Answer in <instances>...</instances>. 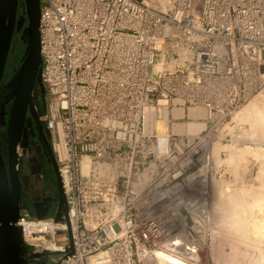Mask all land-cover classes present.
Wrapping results in <instances>:
<instances>
[{
    "label": "built area",
    "instance_id": "2783aa9c",
    "mask_svg": "<svg viewBox=\"0 0 264 264\" xmlns=\"http://www.w3.org/2000/svg\"><path fill=\"white\" fill-rule=\"evenodd\" d=\"M37 29L38 119L66 220L20 209L23 248L59 253L58 264H165L154 242L163 224L149 226L170 197L146 206L132 180L145 169L149 188L162 185L172 158L188 163L186 149H204L264 89V0H39ZM172 107L201 110L203 129L156 135ZM56 233H67L63 244Z\"/></svg>",
    "mask_w": 264,
    "mask_h": 264
},
{
    "label": "rangeland",
    "instance_id": "374dc122",
    "mask_svg": "<svg viewBox=\"0 0 264 264\" xmlns=\"http://www.w3.org/2000/svg\"><path fill=\"white\" fill-rule=\"evenodd\" d=\"M10 47L11 49L6 59V64L2 74L1 82H6L10 78V73L8 72L6 67L7 65L8 67H10L9 64H13V58H14L13 55L17 53V44L15 42L12 43L11 41ZM262 57H264V51L262 52ZM258 92H256L255 94H257ZM261 92H264V89H262ZM247 104L248 103H246L243 106L245 107ZM243 106L237 108L230 115V117L222 123V125H219V127L215 129L213 135H205L203 137L204 141H206L205 144L206 147L204 149L202 148L204 156L202 155L199 161H195V160L191 161L192 157L190 156L191 155L190 153H192V151L195 149H186L187 151L186 154H189V161H190V163L187 164V166L189 167V171L185 172L184 175L179 180L174 181L179 185L173 187V185L176 183L174 182L166 183L163 180L164 177H166V175H164V173L162 172L160 173L159 171L157 178L155 179L154 182H156L157 179H162L161 180L162 182L160 183L163 184L160 186H155L154 190L152 188L153 186L152 185L150 186L153 193L160 192L163 193L164 195L167 194L169 196H170L169 192L171 191V188L172 187L176 188L177 193L181 195L183 200L185 201H189V199L190 201L195 200L196 203L200 204V209L203 216L202 222L204 221L203 225L194 226V223L190 218L189 214L183 208L179 210V213H177V215L176 213H173L171 211H169L167 214L173 217L177 216L178 220H180L184 226L183 234L180 233L178 237L180 238L179 240H181L182 243L186 244V246H188L189 248L188 249L186 247V250L183 252V254L185 256L186 255L188 256L187 261H189L191 264H255L264 260V252H263L264 235L263 236L260 235L261 236L260 237L259 235L255 236L253 233L250 232H248L247 235L243 232L241 233L240 232L241 224L239 225L233 223L235 219L233 217H235V215H233L232 218L231 216H229L232 210L227 213V211L230 210L229 206H228L229 208L228 207L225 208L226 207L225 205H227L228 202L223 204L225 199L229 198L228 194L230 193V191L235 189L236 185L234 186L235 184L234 182L236 180L243 181L249 187L252 186L255 190L254 192H256V190L257 192L258 190L259 192L262 191L261 192L262 196L258 195V193L255 194L256 196L264 197V176H263L264 157L263 159L262 158L255 159L251 155H246L247 157L245 156V160L242 161L237 168L238 172L236 170L237 172L236 176L233 171L234 164H230L228 166V164L226 163H221L219 165L214 163L215 156H214L213 146L217 143L221 146L218 152L220 160L223 159L226 160L227 154H229V151H231L232 150L231 148H233L232 145L233 146L237 145L239 147L251 146L253 148L259 146L263 148V153H264V144L260 140V138L258 136H253L252 138H249V133H250L249 126L245 125V123L242 124L236 123L232 119L234 114L238 112L241 108H243ZM35 107L39 109V104L35 105ZM177 121L186 122L187 119L177 120ZM26 124L27 126H31V122L29 119H27ZM204 134L205 133L203 132L198 136L201 137ZM26 136H27L26 144L23 147L19 148L18 160H17V168L19 167L20 164L23 165L22 176H21L22 180L24 181L23 190H22L23 199L26 198V194L27 196L30 195L36 197L40 193L38 190V185H36L38 181L35 180V175L38 174L37 171L38 167L36 165V157L34 155V152L32 151V149H36L35 148L36 146L32 147L28 144V137L34 136L32 127L29 130H26ZM0 149H5L4 129L3 131L0 130ZM211 149L213 150V154ZM177 160L181 164L184 163L181 162L180 159ZM206 160L208 162H206ZM171 165L169 169H166V173H170L172 171ZM185 169L186 168H184V170ZM144 174H146V180L143 185L144 186L147 185L145 183L148 180V176H147L148 170L145 169L139 170L138 176L136 175L137 177L132 180L133 187H135V189H139V187L140 188L143 187V185L140 184L139 179L142 178ZM198 174H203V177H201V179L200 176L198 178L197 177L191 178L193 177V175H198ZM235 177L237 178L236 180ZM52 178H54L55 180L54 172ZM199 181L200 183H198ZM227 188L230 190H228ZM226 194L228 198H225L226 196L224 195ZM226 201H229V199ZM258 203H255V206L259 205ZM25 206L26 205L22 202V204H20V209H24L23 211H25L26 210ZM255 206L254 208L249 207V210L251 211V209H254L253 211H255ZM166 207L168 209V200L165 203V206L162 207V209ZM257 208H260V206H257ZM54 211H55V206L51 205L50 207H48L46 212H43L41 215L54 216ZM36 214L39 217L41 216L40 213L38 212H36ZM261 221L264 224V218H262ZM113 228L117 229L116 225H114ZM174 228H175V224H174ZM244 234L246 238L244 237ZM66 237H67V233H56L54 235V241L57 244H63L65 242ZM247 242H249V245L247 244ZM252 242L255 245L258 244V247L251 245ZM45 253L46 254L44 256L45 257L44 264H55L58 261V257L60 256L59 253H49V252H45Z\"/></svg>",
    "mask_w": 264,
    "mask_h": 264
},
{
    "label": "water",
    "instance_id": "95a60500",
    "mask_svg": "<svg viewBox=\"0 0 264 264\" xmlns=\"http://www.w3.org/2000/svg\"><path fill=\"white\" fill-rule=\"evenodd\" d=\"M18 3L22 5L19 15H17ZM38 16L39 0H0V92L2 89L7 90L4 97L0 93L2 99L0 126L4 127L6 149L5 161L0 153V264H26L16 222L20 217L18 150L26 144L27 114L32 120V128L36 131L42 149L52 163L57 191V209L54 218L62 214L66 220L65 203L53 154L32 102V94L35 90L39 92L41 99L44 95L39 77ZM24 19L26 23L22 26ZM14 31H19V38L24 44L21 62L8 81L1 84ZM5 104H8L6 111H4ZM36 217L39 216L36 214ZM69 254H71L70 243L64 250L65 256ZM40 255L41 253H33L31 257Z\"/></svg>",
    "mask_w": 264,
    "mask_h": 264
},
{
    "label": "bare ground",
    "instance_id": "6f19581e",
    "mask_svg": "<svg viewBox=\"0 0 264 264\" xmlns=\"http://www.w3.org/2000/svg\"><path fill=\"white\" fill-rule=\"evenodd\" d=\"M251 97L252 98H249L244 104H242L240 106V107H242L243 105L248 103L245 107L243 106V108H241L238 112H236L234 114V116L232 117V119L236 123H241V124L245 123V125L249 126V128H250L249 129V132H250L249 138H252L253 136H258L264 144V92L260 91L257 94H253ZM168 113L171 116L170 119L163 116L162 119L158 120L156 122V124H154L152 126L156 135L165 136L166 133H170V132L174 133V134H192V135H195L199 131H201L204 127L202 120H200V118L203 117V113L201 112V110H199L197 108H190L187 110V113H186L185 111H182L178 107H172ZM185 116L188 117L186 122L177 121L180 118H185ZM171 119L173 121H177V122H171ZM218 145L219 144L217 143L213 146L214 156H215V160H214L215 162L214 163H216L218 165L221 163H226V164H228V166L230 164H234L233 165V167H234L233 171H234L235 176H236V173L238 172L237 168H238L239 164L245 160L246 155H251L255 159L256 158L257 159H260V158L263 159V157H264L263 148H261L259 146L253 148L251 146L239 147L237 145L236 146L232 145L233 148L230 147L232 150L229 148L231 151H229V154H227L226 160L225 159L220 160L218 152H219L221 146L220 145L218 146ZM202 148L203 147H201L200 149H195L192 151V153H190L191 154L190 156L192 157V159L190 158L191 161L192 160L193 161L194 160L199 161L201 159V156L203 155V149ZM213 150H212V154H213ZM206 162H208V161L206 160ZM189 163H190V161L188 163H182L181 164L178 162V160L174 161V159L172 158L171 163H170V164H172V169H171L172 171L170 173H166V177H164L163 180L166 183H173L174 181L179 180L184 175L185 172L189 171V167L187 166V164H189ZM184 168H186V169L184 170ZM231 168H232V166H231ZM236 170H237V172H236ZM199 176L201 179V177H203V174L193 175V177H191V178H194V177L198 178ZM236 179L237 178L235 177V180ZM145 180H146V174H144L142 176V178L139 179L140 184L143 185ZM201 181H203V180H201ZM174 183H176V182H174ZM198 183H200V181ZM234 183H235L234 186L236 185L235 189L230 191V193L228 191L229 194L227 193L229 198L227 197V194L224 195V196H226L225 198L229 199V201H226L228 199H225L226 202L224 201L223 204L228 202L229 205L228 204L225 205L226 206L225 208H227L228 206L230 207V208L228 207L230 209L229 211H227L226 209L225 210L227 211V213L232 210L230 212V214H232V212H233V214L232 215L229 214V216H231V218H232V216L235 215V217H233V218H235L233 223L239 224V225L241 224V226H240V232L241 233L243 232L247 235V233L250 232V233H253L255 236H258V235L263 236L264 235V224L262 223L261 219L264 218V197H261L262 191L260 190L261 192H259V190H258V192H257V190H256V192H254L255 190L252 186L249 187L248 185H246L241 180L240 181L236 180ZM177 185H179V184L176 183L173 185V187L177 186ZM173 187L171 188V191L169 192L170 196L167 194L165 195V196L170 197V199H169L170 201L168 200V209H167V207L163 208L164 212H166L164 214L165 216L162 217L161 221L154 223V224H151L149 227H150V229L154 230L155 227H157V225L163 224V227L160 228V230L158 232H156L157 238L154 239V242L156 243V245L163 247V249H164V250H161L158 254L159 258L164 261L163 263H165V264H191L189 261H187L188 256L187 255L185 256L183 254V252L186 250V247L188 248V246H186V244L182 243V241L179 240L180 238L178 237L180 235V233L183 234L184 226L181 223V221L178 220L177 216L173 217V216H169L167 214L169 211H171L173 213H176V215H177V213H179V210L181 208H183L189 214L190 218L192 219V221L194 223V226L203 225V222H204V221L202 222L203 216L201 213L200 204L196 203L195 200L194 201L192 200L193 202L190 201V199H189V201L183 200L181 195L177 193V189L173 188ZM132 188H133L132 190L135 189V187H133V184H132ZM250 188H251V190H250ZM252 188H253V190H252ZM228 190H230V189H228ZM255 193H258V195H261V196L260 197L256 196ZM259 193H261V194H259ZM160 194L161 193H153V191L147 185H145V186L143 185V187L141 188V192H140V195L143 197V199L150 198L149 201H145L144 204H146V206H148V205L150 206V205L157 203L158 199L156 200V198L159 197ZM257 197H259V198H257ZM147 203H148V205H147ZM255 203H258L259 205L255 206ZM253 204L255 206V211H253L254 209H251V211H250L249 207L254 208ZM257 206H260V208H257ZM256 208L258 209V211ZM163 209H161V211ZM174 224H175V228H174ZM245 234H244V237L246 238ZM162 236H165V237L169 236V237H172V239L170 240V242L167 243V240L162 239ZM241 241H242V239H241ZM253 241H254V239H253ZM247 244L249 245V242H247ZM251 245L258 247V244L255 245L253 242L251 243ZM246 247H248V246H246ZM50 249H52V248H50ZM263 263H264V260L260 261L259 263H255V264H263Z\"/></svg>",
    "mask_w": 264,
    "mask_h": 264
},
{
    "label": "flooded vegetation",
    "instance_id": "af4514ba",
    "mask_svg": "<svg viewBox=\"0 0 264 264\" xmlns=\"http://www.w3.org/2000/svg\"><path fill=\"white\" fill-rule=\"evenodd\" d=\"M20 11H21V6H20V3H18L17 15L20 14ZM25 23L26 21L24 19L22 26H25ZM4 83L5 82H1V84H4ZM6 91H7L6 89L1 90L0 93L3 97L5 96ZM1 101L2 99H0V102ZM32 102H33L35 110L38 111L39 109H37L35 105L40 104L43 107L44 96H43V99H41V97L38 96L36 92H33ZM7 107H8V104H5L4 111L7 110ZM27 116L31 122V126H27V124L25 123V127H26V130H29L31 127H33V123L29 117V114H27ZM4 117H6V115H4ZM3 129L4 127L0 126V130L3 131ZM33 132H34V136L28 137V144L32 147L36 146L35 147L36 149H32V151L34 152V155L36 157V165L38 167V170H37L38 174L35 175V180L38 181L36 185H38V190L40 193L36 197L30 196V195L27 196L26 194V198L25 199L22 198L23 197L22 190H23L24 181L21 178L23 165L20 164L19 167L17 168L18 179L20 182L19 208H20V204H22L23 202L26 205L25 207H26L27 213L30 216H36V212L40 213L41 215L43 212H46L48 207H50L51 205H54L55 206L54 214H55L56 209H57V191H56L55 180L54 178H52V175H53L52 163H51L49 156L46 154L45 150L42 149L40 140L37 137L35 129H33ZM47 141L48 143H50L48 138H47ZM0 153L5 161L6 149H0ZM40 217H42V215ZM31 254L33 253L30 252L29 249L23 248V256H24L26 264H44L45 263V257H44L46 254L45 252H41V255L38 257H33V256L31 257Z\"/></svg>",
    "mask_w": 264,
    "mask_h": 264
},
{
    "label": "trees",
    "instance_id": "16d2710c",
    "mask_svg": "<svg viewBox=\"0 0 264 264\" xmlns=\"http://www.w3.org/2000/svg\"><path fill=\"white\" fill-rule=\"evenodd\" d=\"M20 6L22 7V5L20 4ZM19 32L18 31H14L13 32V35H12V43H16L17 44V53H15L13 56V64H9L10 67H6V69L8 70V72L10 73V76L15 72V70L18 68L20 62H21V55H22V51H23V48H24V44L23 42L20 40L19 38ZM18 35V37H17ZM15 37V38H14ZM14 41V42H13ZM11 49V47H10ZM9 49V51H10ZM9 54V53H8ZM39 96V95H38ZM43 110V107L39 104V110L36 111L37 112V115L40 114V112Z\"/></svg>",
    "mask_w": 264,
    "mask_h": 264
}]
</instances>
